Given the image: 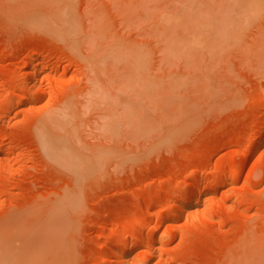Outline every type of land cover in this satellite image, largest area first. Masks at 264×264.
<instances>
[{
    "label": "rangeland",
    "instance_id": "1",
    "mask_svg": "<svg viewBox=\"0 0 264 264\" xmlns=\"http://www.w3.org/2000/svg\"><path fill=\"white\" fill-rule=\"evenodd\" d=\"M2 231L20 264H264V0H0Z\"/></svg>",
    "mask_w": 264,
    "mask_h": 264
},
{
    "label": "bare ground",
    "instance_id": "2",
    "mask_svg": "<svg viewBox=\"0 0 264 264\" xmlns=\"http://www.w3.org/2000/svg\"><path fill=\"white\" fill-rule=\"evenodd\" d=\"M260 142H262L263 143V140L261 139L260 140ZM259 143V142H258ZM2 165V164H1ZM7 173V172H6ZM194 201V200H193ZM187 204V203H186ZM21 219V218H20ZM30 220V219H29ZM22 221H23V219H22ZM10 222V221H9ZM8 222V223H9ZM7 223V222H6ZM23 223V222H22ZM6 225V224H5ZM4 225V226H5ZM25 226V225H24ZM2 229V228H1ZM5 229V228H4ZM26 229V228H25ZM29 232V231H28ZM26 233V232H25ZM9 234V233H8ZM8 234H7V232L6 231H2L1 232V234H0V261H4V262H6V263H4V264H20V263H22V261H20V259H18L17 258V255H16V257H14V256H12V254H14L15 255V253H12L13 251H12V249H11V246L12 245H9L8 246V244L11 242L10 241V239H9V236H8ZM28 233H26V235H27ZM24 236L23 238L25 239V237H26V239H27V236ZM18 241H20V240H18ZM23 241V240H22ZM27 241V240H26ZM29 241V240H28ZM19 243H21V241L19 242ZM23 243H25V242H23ZM16 244V243H15ZM14 245V244H13ZM26 245H28V243L26 244ZM18 246V245H17ZM9 247H10V249H11V254H9V252H10V249H9ZM23 247V246H22ZM15 248V247H14ZM3 249H4V251H3ZM8 250L7 251V255H5V250ZM26 249H28V247L26 248ZM129 249V248H128ZM3 251V253H1ZM22 251V250H21ZM24 251V250H23ZM25 252H26V250H25ZM118 252V251H117ZM121 252V251H120ZM27 253H28V251H27ZM23 254V253H22ZM25 254V253H24ZM1 255L3 256L4 255V258H2L1 257ZM117 255H119V252H118V254ZM122 255V254H121ZM7 258H6V257ZM14 257V258H13ZM25 257V256H24ZM120 257H123V256H120ZM126 258V257H125ZM25 259V258H24ZM120 259V258H119ZM120 260H123V258L122 259H120ZM127 260V259H126ZM23 263H24V261H23ZM1 264V263H0ZM24 264H26V263H24ZM122 264H124V262L122 263ZM125 264H127L126 263V261H125Z\"/></svg>",
    "mask_w": 264,
    "mask_h": 264
}]
</instances>
